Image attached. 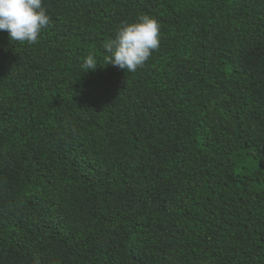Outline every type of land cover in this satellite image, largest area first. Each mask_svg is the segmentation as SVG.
<instances>
[{"label": "trees", "instance_id": "1", "mask_svg": "<svg viewBox=\"0 0 264 264\" xmlns=\"http://www.w3.org/2000/svg\"><path fill=\"white\" fill-rule=\"evenodd\" d=\"M44 8L0 32V264H264V0ZM141 16L159 50L104 65Z\"/></svg>", "mask_w": 264, "mask_h": 264}, {"label": "clouds", "instance_id": "2", "mask_svg": "<svg viewBox=\"0 0 264 264\" xmlns=\"http://www.w3.org/2000/svg\"><path fill=\"white\" fill-rule=\"evenodd\" d=\"M51 24L44 0H0V32H7L11 43L36 45L43 30ZM159 22L148 16L139 22L123 24L114 40L105 42L104 65L136 73L160 47ZM97 61L89 56L84 69L95 71Z\"/></svg>", "mask_w": 264, "mask_h": 264}]
</instances>
